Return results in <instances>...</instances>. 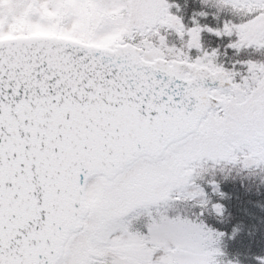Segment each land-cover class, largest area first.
<instances>
[{"label": "snow or ice", "instance_id": "snow-or-ice-1", "mask_svg": "<svg viewBox=\"0 0 264 264\" xmlns=\"http://www.w3.org/2000/svg\"><path fill=\"white\" fill-rule=\"evenodd\" d=\"M236 182L264 0H0V264H264V206L226 251Z\"/></svg>", "mask_w": 264, "mask_h": 264}, {"label": "trees", "instance_id": "trees-1", "mask_svg": "<svg viewBox=\"0 0 264 264\" xmlns=\"http://www.w3.org/2000/svg\"><path fill=\"white\" fill-rule=\"evenodd\" d=\"M207 43V38H205L206 46ZM224 190L231 197V210L234 215L233 223L241 222L244 226V232L238 238V241L227 244L226 251L229 255H234L245 250L243 245H246L248 240L245 233L255 223L253 217L261 215L260 207L264 206V187L257 189L256 184H246L245 188H241L239 182H236L228 184Z\"/></svg>", "mask_w": 264, "mask_h": 264}]
</instances>
